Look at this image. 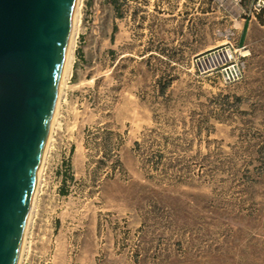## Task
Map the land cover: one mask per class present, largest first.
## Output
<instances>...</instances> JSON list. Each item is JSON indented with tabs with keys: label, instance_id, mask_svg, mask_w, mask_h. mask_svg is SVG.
<instances>
[{
	"label": "rangeland",
	"instance_id": "1",
	"mask_svg": "<svg viewBox=\"0 0 264 264\" xmlns=\"http://www.w3.org/2000/svg\"><path fill=\"white\" fill-rule=\"evenodd\" d=\"M257 1L85 0L27 264H264Z\"/></svg>",
	"mask_w": 264,
	"mask_h": 264
},
{
	"label": "water",
	"instance_id": "2",
	"mask_svg": "<svg viewBox=\"0 0 264 264\" xmlns=\"http://www.w3.org/2000/svg\"><path fill=\"white\" fill-rule=\"evenodd\" d=\"M76 0H0V264H19Z\"/></svg>",
	"mask_w": 264,
	"mask_h": 264
},
{
	"label": "bare ground",
	"instance_id": "3",
	"mask_svg": "<svg viewBox=\"0 0 264 264\" xmlns=\"http://www.w3.org/2000/svg\"><path fill=\"white\" fill-rule=\"evenodd\" d=\"M84 6H85V0H76L70 39H69V44L65 59V65H64L58 100L56 104V109L52 121V126L50 130L42 166L37 180V185L34 193V198L29 215L27 230L25 234V239L21 251L19 264H27L28 260L32 255L33 237L36 229L39 226L43 196L45 194V189L48 185L47 183L48 167L51 159L53 158L54 152L57 148L60 134L64 129L62 112L66 104L67 89L71 84L74 73V65L76 62V49L83 28ZM217 59H219V57ZM211 61L212 60H208L205 63L208 64L209 62L211 63Z\"/></svg>",
	"mask_w": 264,
	"mask_h": 264
},
{
	"label": "built area",
	"instance_id": "4",
	"mask_svg": "<svg viewBox=\"0 0 264 264\" xmlns=\"http://www.w3.org/2000/svg\"><path fill=\"white\" fill-rule=\"evenodd\" d=\"M254 11L256 14H259L264 11V0H258L257 3L255 4ZM219 57V59H217ZM226 63L225 57L223 55L216 56L214 60L209 62L208 67L210 69H216L220 65H225L224 62ZM224 73L228 79H239L240 73L237 68L234 66L227 67L224 69Z\"/></svg>",
	"mask_w": 264,
	"mask_h": 264
},
{
	"label": "trees",
	"instance_id": "5",
	"mask_svg": "<svg viewBox=\"0 0 264 264\" xmlns=\"http://www.w3.org/2000/svg\"><path fill=\"white\" fill-rule=\"evenodd\" d=\"M130 0H108L109 4L115 8L116 11H119L121 6L126 4Z\"/></svg>",
	"mask_w": 264,
	"mask_h": 264
},
{
	"label": "crops",
	"instance_id": "6",
	"mask_svg": "<svg viewBox=\"0 0 264 264\" xmlns=\"http://www.w3.org/2000/svg\"><path fill=\"white\" fill-rule=\"evenodd\" d=\"M246 26V25H245ZM246 29L244 30V33H243V36H244V34L246 33ZM243 36H242V38L240 39V42H239V47H241V45H242V41H243Z\"/></svg>",
	"mask_w": 264,
	"mask_h": 264
}]
</instances>
